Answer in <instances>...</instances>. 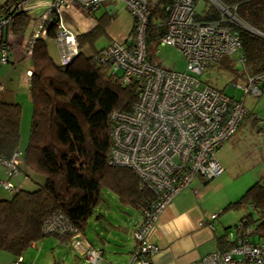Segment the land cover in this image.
Here are the masks:
<instances>
[{
  "label": "trees",
  "instance_id": "trees-1",
  "mask_svg": "<svg viewBox=\"0 0 264 264\" xmlns=\"http://www.w3.org/2000/svg\"><path fill=\"white\" fill-rule=\"evenodd\" d=\"M21 1L7 0L0 5V23L9 20L0 25V56L4 47L11 52L8 31L21 35L32 19L29 3L24 9L17 10ZM217 1L241 21L232 25L239 31L245 73L256 74L264 70V0ZM173 2L149 0L148 3L145 44L147 56L153 62L154 52L165 31L166 6ZM106 15L97 17L98 23L92 30L77 35L80 52L66 65L55 61L46 41V38L56 37L59 13L50 12L46 37L37 38L32 46V119L29 140L19 166L21 170L24 163L32 171L31 178L37 180L36 175H41L42 179L33 188L18 187L15 191L6 190L0 184V188L10 194L9 198H0V250L20 257L46 237L68 239L73 232L44 229L56 213L66 217L76 232L84 233L96 206L104 199V188L114 192L123 204L139 210L141 218L143 207L155 198L132 168L109 162L114 122L111 114L113 111H131L140 86L136 79L124 81L122 71L113 70L109 62L99 59L102 47L97 48L96 42L107 32L110 17ZM196 16L219 19L221 10L207 1ZM246 25L263 34L251 31ZM134 29L133 19L126 38L134 33ZM86 45L92 49L91 54L84 52ZM231 59L232 56H224L210 66L230 67ZM9 60L10 54L6 63ZM250 115L251 111L245 119ZM21 118L20 102L0 99V156L4 158L19 151ZM261 180H256L239 200L229 202L223 210L251 204L257 216L248 212L240 222L245 228L252 227L250 236L253 239L264 241V186ZM237 226L238 223L235 229ZM227 232L219 238V249H227L228 243L233 242L228 239ZM237 232L242 233V230Z\"/></svg>",
  "mask_w": 264,
  "mask_h": 264
},
{
  "label": "built area",
  "instance_id": "built-area-1",
  "mask_svg": "<svg viewBox=\"0 0 264 264\" xmlns=\"http://www.w3.org/2000/svg\"><path fill=\"white\" fill-rule=\"evenodd\" d=\"M31 0H22L24 5ZM200 0H174L166 6L163 22L165 31L159 45H173L181 51L187 66L175 71L153 62L147 56L145 32L149 22V0H52L36 20L35 31L29 39L31 53L35 40L46 37L50 12L60 14L56 41L59 45V63H70L80 52L77 33L62 20L61 15L75 4L88 13L110 3H123L135 20L134 33L124 41H112L102 47L99 59L111 64L113 70L122 71L124 81H139L137 99L132 110L113 111L112 148L109 162L127 166L154 193V200L142 209V218L133 231L135 247L132 261L152 264L160 251L153 237L164 209L175 196L192 181L201 176L213 179L224 171L217 151L238 130L250 113L244 99L227 95L218 87L201 79V74L212 63L224 56L238 54L241 61L242 43L239 31L232 25L240 22L228 7L216 2L221 10L219 19H201L196 16ZM9 20H2L0 25ZM133 43V44H132ZM4 47L0 62L8 61ZM31 74V72H29ZM241 85L245 95L260 96L264 92V70L256 74L245 73ZM4 85L0 83V92ZM260 134L264 135V120L258 121ZM19 151L10 158L0 156L7 178L1 187L15 191L19 186L11 178L20 174ZM261 184L264 186V173ZM49 218L47 231L76 232L77 229L63 215ZM218 213H213L215 219ZM203 224V223H201ZM209 226H213L212 222ZM242 230V233L237 231ZM252 227L239 222L236 231L229 230L227 249H216L189 264H264V241L253 239ZM86 264H101L103 250L89 246L83 254ZM17 258L16 264L20 263Z\"/></svg>",
  "mask_w": 264,
  "mask_h": 264
},
{
  "label": "crops",
  "instance_id": "crops-1",
  "mask_svg": "<svg viewBox=\"0 0 264 264\" xmlns=\"http://www.w3.org/2000/svg\"><path fill=\"white\" fill-rule=\"evenodd\" d=\"M118 4H121L122 8H124L123 10L128 12L125 5L121 2L105 4L94 13H88L79 5L75 4L71 9L62 12V15H67V20H62L70 29L74 30L77 35L79 33H86L97 25V17L107 14L106 16L111 18L117 12ZM35 8L36 5H29V13L32 15V19L23 34L15 35L12 31H8V43L12 48L10 60L5 64L6 66L9 64L11 65L10 68L6 69V76L1 77L0 75V81L4 83V85H7L4 91L0 92V99L17 101V99L14 98V95L16 97V92L14 93V90H12V82L14 83L15 80L12 75L18 72L20 73V84H23L24 87L29 90L31 99L30 82L33 67L31 53L28 52V42L35 31L36 20L46 10L45 9L39 14L38 10L35 11ZM132 26L133 18L129 33ZM126 37L124 39L113 38L109 40L108 44L115 40L124 41ZM52 40L58 44L56 38H46L48 50L54 58L53 52L50 49V41ZM86 46L90 48L89 45ZM104 46L105 45L101 47ZM55 61L58 62V60ZM29 72H31V74H29ZM5 77H9L11 80L9 87L3 80ZM245 121H247V118ZM220 162L223 164L221 160ZM31 173L32 171L22 163L20 174L15 176L17 185H21L25 188H33L37 184L36 182L40 181L42 177L41 175H36L37 180H34L31 178ZM263 173L264 168L259 170L257 180L262 178ZM4 174L5 169L0 165V179ZM206 181L207 180L203 177H196L191 185L181 190L175 196L172 203L162 212L159 222L153 232V237L160 246V251L153 256L152 264H189L220 248L219 238L225 235L230 224L219 221L220 215L224 212V207L222 206L223 202L210 200L207 196L208 185H205ZM213 213H218V216L212 220L211 215ZM92 216L98 220L97 223L107 220L100 211H95ZM91 218L92 217H90V219ZM140 220L141 213L138 210V215L133 218L131 224L129 223V227H127V223L122 226L121 224L115 225L107 221L109 224L108 226L116 227L118 231L124 230L125 233L129 234L131 241L125 243L122 247H120V245H116V247L111 246L109 238L115 236L114 228H108L104 225V232L99 231L97 226H94L92 236L88 233L86 228L84 233L74 231L71 237L65 240L63 239V241L54 236L44 238L30 246L24 254L21 255L19 264H71L72 262L73 264H86L83 254L91 245L103 250V255L105 256L104 263L102 262L103 264H140L138 262H131L132 251L136 243L132 234ZM210 222L213 224L212 227L209 226ZM78 234L86 236L91 243H84V239H80ZM115 238L118 240V236H115ZM108 249H112L113 251L108 252ZM17 258L18 256L8 251L0 250V264H16Z\"/></svg>",
  "mask_w": 264,
  "mask_h": 264
},
{
  "label": "rangeland",
  "instance_id": "rangeland-1",
  "mask_svg": "<svg viewBox=\"0 0 264 264\" xmlns=\"http://www.w3.org/2000/svg\"><path fill=\"white\" fill-rule=\"evenodd\" d=\"M6 1L7 0H0V5L6 3ZM207 1L217 4L215 0H200L198 9H200ZM51 2L52 0H31L29 5H36L35 11L38 10L39 14H41ZM26 5L28 4H25V6ZM123 9L122 5L118 4L117 12L109 18V22L106 26L107 32L101 35L96 42L97 48L103 45L106 46L109 40L113 38L124 39L128 35L132 24V17ZM62 19L67 20V15L63 14ZM50 49L53 52L54 59L59 62V46L54 40L50 41ZM84 52L87 55L91 54V49L88 46H85ZM154 60L155 63H159L163 67L175 71H184L187 66L186 60L181 51L178 50L177 47L168 44L159 45L157 47L154 52ZM231 60L230 67H224L222 65L210 66L201 74L202 80L218 87L227 95L237 99H244L246 106L252 112V116H248L247 121L241 123L242 127L240 125L241 128L239 127L236 133L229 138L226 144L219 148L217 152L218 158L223 162L224 172L205 182V185H208L207 196L211 201L223 202V207L229 202L239 200L245 194L247 189L256 182L259 170L264 168V135L260 134L258 123V121L264 120V92L260 96L252 93L245 95L244 90L241 87V85L246 82L244 65L238 54L233 55ZM10 65L11 64L6 66V64L0 63L1 77L6 76V69L10 68ZM12 77L15 79L14 83L12 82V90H14V93L16 92V97L14 95V98L17 99V101L15 100L14 102H20L22 105L21 137L17 149L20 152L21 161L29 140L32 119V103L29 90L25 88L23 84H20V73H14ZM5 78L3 80L9 87L11 80L9 77ZM6 86L7 85H5V87ZM254 117H258V119H254ZM6 178L7 173L5 170V174L1 179L4 180ZM11 182L14 185H17L15 177L11 178ZM17 186L22 187L21 185ZM103 195L104 199L96 206L95 211L102 212L107 220L97 223L98 220L92 216L88 221L87 231L92 236L94 226H97L99 231H104V225L108 228H114L113 230H115L114 233L115 236H118V240L115 236L110 237L109 240L111 246L116 247V245H120V247H122L125 243L131 241L129 234L125 233L124 230L118 231L116 230V227L108 226L109 224L107 221H110L115 225L121 224L122 226L127 223V227H129V223L131 224L133 218L138 215V210L130 205L123 204L117 195L107 188L103 189ZM9 196V192L0 188V198H9ZM248 212H252L257 216L253 206L248 204L239 209L228 208L220 215L219 221L229 223L230 226L228 230L236 231L235 225L239 223L241 217ZM78 235L80 239H84V243L88 244L90 242L83 234ZM112 251V249H108V252ZM104 260L105 256L103 255V263ZM71 264H73V262Z\"/></svg>",
  "mask_w": 264,
  "mask_h": 264
},
{
  "label": "water",
  "instance_id": "water-1",
  "mask_svg": "<svg viewBox=\"0 0 264 264\" xmlns=\"http://www.w3.org/2000/svg\"><path fill=\"white\" fill-rule=\"evenodd\" d=\"M215 1L218 2L217 0H215ZM111 8H112V6H111ZM244 25H245V24H244ZM246 27H247L248 29H250L251 31H254V32H257V33L263 34V33H261L259 30L254 29V28H252V27H250V26H248V25H246Z\"/></svg>",
  "mask_w": 264,
  "mask_h": 264
},
{
  "label": "bare ground",
  "instance_id": "bare-ground-1",
  "mask_svg": "<svg viewBox=\"0 0 264 264\" xmlns=\"http://www.w3.org/2000/svg\"><path fill=\"white\" fill-rule=\"evenodd\" d=\"M241 22V21H240ZM215 178V177H214Z\"/></svg>",
  "mask_w": 264,
  "mask_h": 264
},
{
  "label": "clouds",
  "instance_id": "clouds-1",
  "mask_svg": "<svg viewBox=\"0 0 264 264\" xmlns=\"http://www.w3.org/2000/svg\"><path fill=\"white\" fill-rule=\"evenodd\" d=\"M21 257V256H20ZM19 258V257H18Z\"/></svg>",
  "mask_w": 264,
  "mask_h": 264
}]
</instances>
